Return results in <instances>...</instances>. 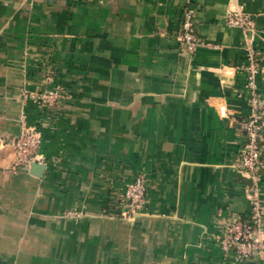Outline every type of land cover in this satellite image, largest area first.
<instances>
[{
  "label": "crops",
  "instance_id": "0c3cea01",
  "mask_svg": "<svg viewBox=\"0 0 264 264\" xmlns=\"http://www.w3.org/2000/svg\"><path fill=\"white\" fill-rule=\"evenodd\" d=\"M188 2L205 43L193 54L178 40ZM236 10L264 50V0H0V264H247L215 238L248 216L256 183L264 204V158L258 182L239 170L250 103ZM54 85L57 106L23 99ZM28 127L41 177L14 167ZM140 171L147 202L130 221L121 199Z\"/></svg>",
  "mask_w": 264,
  "mask_h": 264
},
{
  "label": "built area",
  "instance_id": "2783aa9c",
  "mask_svg": "<svg viewBox=\"0 0 264 264\" xmlns=\"http://www.w3.org/2000/svg\"><path fill=\"white\" fill-rule=\"evenodd\" d=\"M230 25L238 27L244 33V49L247 56L246 64L241 68L247 77L246 90L249 96L250 112L238 121L244 134L241 149L239 170L252 176L258 182L259 169L264 158V93L260 90L257 77L264 73V50L256 48L249 39V32L256 29L255 17L240 10L227 14ZM178 40L184 50L193 54L204 41L197 31L195 11L191 3L182 8ZM23 99L32 100L39 105L54 107L65 97L61 86L54 85L43 91H23ZM42 138L35 127L21 129L14 141L16 169L28 168L36 161ZM250 211L246 217H238L229 224H219L215 238L225 255L233 254L238 260L249 263L264 258V204L260 188L256 183L253 193L249 195ZM124 209L120 216L134 220L143 213L147 202V175L138 172L127 183L122 196Z\"/></svg>",
  "mask_w": 264,
  "mask_h": 264
},
{
  "label": "water",
  "instance_id": "95a60500",
  "mask_svg": "<svg viewBox=\"0 0 264 264\" xmlns=\"http://www.w3.org/2000/svg\"><path fill=\"white\" fill-rule=\"evenodd\" d=\"M31 167V174L35 175V176H38V177H41L43 176V173L45 171V164L44 163H40V162H37V161H33L30 165Z\"/></svg>",
  "mask_w": 264,
  "mask_h": 264
}]
</instances>
